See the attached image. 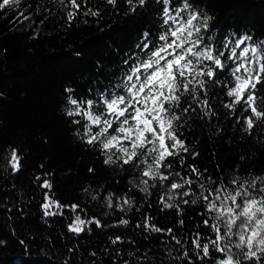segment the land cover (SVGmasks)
I'll return each mask as SVG.
<instances>
[{
	"label": "snow or ice",
	"instance_id": "1",
	"mask_svg": "<svg viewBox=\"0 0 264 264\" xmlns=\"http://www.w3.org/2000/svg\"><path fill=\"white\" fill-rule=\"evenodd\" d=\"M119 2L104 0L116 11ZM123 3L125 15L149 6V0ZM152 5L156 23L143 30L133 48L120 57L117 81L80 96L74 88L65 87L62 111L76 126L77 139L98 151L105 165L131 170L129 184L144 195L145 203L157 189L159 210L174 213V223L167 227L157 224L150 212H140L128 192L101 196L103 189L90 192L84 188L92 201L103 200L107 209L103 216L121 213L119 219L106 224L97 214L89 216L80 203H62L51 172L36 174L32 180L41 190L40 220L51 227V219L63 218L73 238L91 234L93 228L121 227L138 230L145 240L158 237L156 246L142 249L133 237L113 234L104 248L110 264H264V172L242 176L238 165L232 166L231 175L219 164L212 171L201 168L194 163L200 152L185 135H191L190 124L199 120L219 138L224 133L219 124V108H223L232 126L238 125L244 135L264 143L259 138L264 131L254 135L257 129L264 130V39L236 32L223 39L213 36L212 17L194 0H152ZM53 8H58L67 26L78 17H101V8L94 7L91 0H0V14L12 9L19 12V20L32 24L37 23L34 16L43 24ZM245 159V155L239 156L241 162ZM22 161L17 147L9 146L0 153V179L19 174ZM88 171L94 173L95 169ZM15 187L14 183L11 189L0 186V192ZM33 199L25 200L22 192L16 193L15 200L4 196L0 212L8 220L14 213L16 219L23 218ZM134 208L139 218L132 225L125 217ZM189 209H196L195 214L185 219ZM10 231L16 235L15 228ZM46 239L53 243L51 237ZM6 243L0 239V246ZM18 243L27 249L24 239ZM125 244L130 250H125ZM79 247L76 244L67 252L76 255ZM72 255L63 264H71ZM89 256L95 258L96 251Z\"/></svg>",
	"mask_w": 264,
	"mask_h": 264
},
{
	"label": "trees",
	"instance_id": "2",
	"mask_svg": "<svg viewBox=\"0 0 264 264\" xmlns=\"http://www.w3.org/2000/svg\"><path fill=\"white\" fill-rule=\"evenodd\" d=\"M28 2L31 0H25ZM91 3L101 8V17H78L71 26L61 18L58 8H53L52 16L43 24L35 16V24L19 20V12L12 9L0 14V153L12 146L19 148L23 156L22 171L0 179V186L9 189L13 183L16 186L14 190L0 192V198L8 196L15 200L17 192H22L25 200L35 197L25 207L23 218L16 219L14 213V218L8 220L0 212V239L7 241L0 246V264H63L72 255L67 249L76 244L80 247L72 255L71 264H91L92 260L96 264H110L104 248L113 234L133 237L142 249L158 243V237L142 239L132 227L103 231L93 228L91 234L73 238L61 217L51 219V227L45 225L38 208L41 190L32 183L34 176L43 172L53 174L54 189L62 203H80L89 216L97 214L106 224L119 219L121 213L114 211L111 216H103L107 210L102 206L103 200L92 201L82 191L84 188L88 187L90 192L103 189L101 196L128 192L140 212H150L157 224L167 227L174 223V213L159 210L157 189L152 190L149 208L144 195L129 184L131 170L105 165L98 151L77 139L76 126L63 114L65 87L74 88L75 95L80 96L90 89L115 83L120 57L133 48L143 30L153 28L156 23L152 0L146 9L130 15H125L123 0L118 3V11L104 0ZM194 3L212 17L213 36L223 39L236 32L264 39V0H194ZM213 103L219 108L216 100ZM219 111V124L224 128L219 138L199 120L190 124L191 135L185 133L194 141L191 146L200 152L194 163L210 171L216 164L222 165L228 175L232 166L237 165L242 176L246 172H264V143L244 135L238 125L232 126L233 121L223 115L226 110L219 108ZM262 131L257 129L254 135L259 136ZM240 155L246 157L242 162ZM41 164L43 169L39 167ZM90 167L95 169L94 173L88 171ZM195 211L189 209L185 219L194 216ZM68 214L65 210V215ZM125 218L134 225L139 216L134 208ZM10 228L17 230L15 236ZM46 237H51L53 243L49 244ZM19 239L26 241L27 249L18 243ZM123 247L130 250L127 244ZM91 251H96L95 258L89 256Z\"/></svg>",
	"mask_w": 264,
	"mask_h": 264
}]
</instances>
